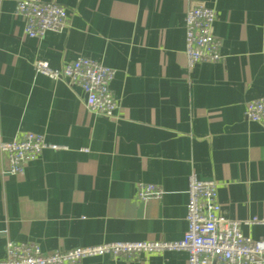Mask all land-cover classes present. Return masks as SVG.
Wrapping results in <instances>:
<instances>
[{
	"label": "crops",
	"instance_id": "obj_1",
	"mask_svg": "<svg viewBox=\"0 0 264 264\" xmlns=\"http://www.w3.org/2000/svg\"><path fill=\"white\" fill-rule=\"evenodd\" d=\"M20 0H0V142L21 133L48 145L21 175L0 152V261L5 244L43 253L110 242L182 239L188 178L217 184L221 215L259 240L264 219V124L244 117L264 96V0H42L63 6L67 27L23 34ZM214 9L217 63L187 64L184 15ZM87 57L114 71L116 120L89 112L77 86L34 71ZM164 191L142 202L137 185ZM184 252L79 264H186Z\"/></svg>",
	"mask_w": 264,
	"mask_h": 264
},
{
	"label": "built area",
	"instance_id": "obj_2",
	"mask_svg": "<svg viewBox=\"0 0 264 264\" xmlns=\"http://www.w3.org/2000/svg\"><path fill=\"white\" fill-rule=\"evenodd\" d=\"M15 15L23 20V34L30 39H42L47 33H60L67 27V10L56 3L42 0H20ZM216 19L214 9L189 7L184 15V54L191 67L198 63H217L222 59L221 42L213 34ZM34 71L53 81L62 80L77 86L85 95V107L92 114L116 120L118 104L110 91L114 71L87 57H77L61 69H52L47 62L35 61ZM246 120L264 124V96L245 105ZM48 145L43 135L21 133L7 142H0V152L6 156L8 175H21L30 162ZM164 195L153 184L137 185L136 196L142 202L160 200ZM185 221L187 229L179 241L110 242L92 247H77L66 251L43 253L34 243L5 244V257L0 264H79L90 257L138 259L163 252H184L186 264H264V236L259 240L245 237L241 222L225 219L217 199V184L201 181L196 175L188 178ZM246 225H261L264 219L254 217Z\"/></svg>",
	"mask_w": 264,
	"mask_h": 264
}]
</instances>
